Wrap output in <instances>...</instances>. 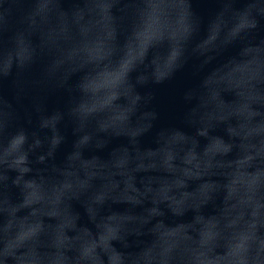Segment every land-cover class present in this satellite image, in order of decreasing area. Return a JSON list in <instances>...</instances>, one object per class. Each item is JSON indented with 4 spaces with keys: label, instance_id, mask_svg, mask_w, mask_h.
Listing matches in <instances>:
<instances>
[{
    "label": "clouds",
    "instance_id": "obj_1",
    "mask_svg": "<svg viewBox=\"0 0 264 264\" xmlns=\"http://www.w3.org/2000/svg\"><path fill=\"white\" fill-rule=\"evenodd\" d=\"M220 3L196 40L192 0H0V83L68 94L21 124L0 93V264H264V0ZM189 60L190 131L156 129L141 89Z\"/></svg>",
    "mask_w": 264,
    "mask_h": 264
}]
</instances>
